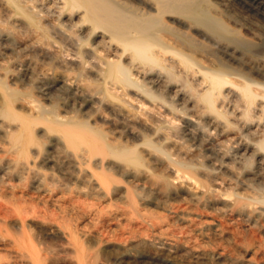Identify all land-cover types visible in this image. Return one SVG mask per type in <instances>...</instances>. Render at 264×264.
Masks as SVG:
<instances>
[{
    "label": "bare ground",
    "instance_id": "6f19581e",
    "mask_svg": "<svg viewBox=\"0 0 264 264\" xmlns=\"http://www.w3.org/2000/svg\"><path fill=\"white\" fill-rule=\"evenodd\" d=\"M0 264H264V27L0 0Z\"/></svg>",
    "mask_w": 264,
    "mask_h": 264
},
{
    "label": "rangeland",
    "instance_id": "374dc122",
    "mask_svg": "<svg viewBox=\"0 0 264 264\" xmlns=\"http://www.w3.org/2000/svg\"><path fill=\"white\" fill-rule=\"evenodd\" d=\"M228 1L230 2L231 7L236 12V14L244 15L246 18H248L252 22L257 23L258 25H261L264 27V0H228ZM211 9H212L211 11L213 13V17H210L209 15H203V14L198 15V16H196L197 20H199V21L202 20V21H200V22L197 21V23H204V24L210 23L209 25H213V26L216 23V26L223 27L225 24H228V23L230 24V23L234 22L233 19H230L228 16L222 15L221 18L217 17L216 13L218 14L219 11L216 9V7H212ZM214 17L216 19L219 18V19H217L219 21H217ZM183 18H184L183 22H190V20H196V19H193L192 14H190V12H185V14H183ZM222 24H223V26H222ZM219 31L221 32L222 30L219 29ZM228 35L234 36V38H236L240 41L242 40V42H243V40H245L243 38L241 32H239V33L238 32H236V33H233V32L230 33L229 32ZM244 45H246L247 48H249L248 47L249 43H246V40L244 41ZM251 47L254 48V45H252ZM251 47H250V49H252Z\"/></svg>",
    "mask_w": 264,
    "mask_h": 264
}]
</instances>
